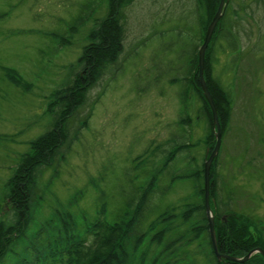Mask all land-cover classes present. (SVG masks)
<instances>
[{"label":"rangeland","instance_id":"374dc122","mask_svg":"<svg viewBox=\"0 0 264 264\" xmlns=\"http://www.w3.org/2000/svg\"><path fill=\"white\" fill-rule=\"evenodd\" d=\"M103 5L104 0H0V223L13 220L17 211L13 190L24 172L20 165L31 162V156L38 159L31 143L50 121L46 105H54L55 92L87 47L88 31L104 17ZM196 8L195 0H133L126 7L124 54L87 92L85 105L71 122L77 127L70 132L69 146L37 174L35 189L46 196L45 215L54 199L66 203L83 190L76 210L92 220L96 208L106 203L112 221L122 210L124 195L142 181L140 172L154 171L163 158L160 145L185 132L179 125L182 86L170 81L187 70L180 50L166 53L165 48L177 44L175 27L182 35L181 29H192L195 36ZM79 16L86 22L77 28ZM226 17L227 24L239 20L236 30L243 53L235 61L236 72L227 69L232 63L228 53H215L214 74L220 75L234 102L216 161L222 204L229 202L234 212L264 219V0H230ZM183 41L179 39L180 46ZM155 50L160 57L151 62ZM169 58L181 69L179 73H167ZM153 63L160 69L155 80L148 81L145 74ZM198 104L199 100H192V126L186 132L190 150L160 176L162 187L171 184L161 208L181 207L193 195L191 177L170 183L172 176L205 164L209 127L196 119ZM142 160L148 169L145 164L136 170ZM29 228L31 236V224ZM19 251L17 246L14 256Z\"/></svg>","mask_w":264,"mask_h":264},{"label":"trees","instance_id":"16d2710c","mask_svg":"<svg viewBox=\"0 0 264 264\" xmlns=\"http://www.w3.org/2000/svg\"><path fill=\"white\" fill-rule=\"evenodd\" d=\"M195 1L197 8L192 13L199 33L197 30L194 36L192 29L187 32L181 29L184 32L182 35L177 33L179 28L175 27L173 30L178 36L177 44H167L168 49L165 48L166 53L172 49L180 50L182 55L179 58L183 60L187 70L182 77H173L170 81L182 86L179 125L185 132L160 145L158 150H163V158L154 171L145 169L140 172L142 181L124 195L122 210L112 221L108 218L106 203L96 208L92 220H88L83 211L76 210L83 198V190L77 191L66 203L54 199L48 205L45 215L43 210L46 211L47 207L43 202L46 196L36 193V179L40 172L51 165L61 149L71 143L70 132L77 127L75 124L71 125V122L78 116L80 107L85 105L87 92L105 77L107 68L117 64L124 54L127 37L124 11L133 0H104V17L96 19L88 31L87 47H84L83 54L73 67L75 69L69 68L62 86L55 92L54 105H46L45 113L50 121L46 131L31 143L32 148L39 152L38 159L32 160L31 156V162L20 165L24 172L21 180L15 183V197L12 198L17 211L11 222L0 223V264H264V257L258 253L243 263L220 261L217 258L206 213L205 164L189 173L172 176L170 183L189 177L194 181L193 195L185 198L181 207L173 204L160 207L168 193L167 189L171 187V184L169 188L162 187L159 184L160 176L169 170L181 153L190 150L191 138L186 132L192 126L193 115L190 110L193 99L199 100L194 113L197 114L196 119H203L209 127L205 138L206 145L208 148L210 146L205 156L206 161L216 145L213 114L200 88L198 63L199 50L220 0ZM229 3L230 0L206 51L204 70L206 84L218 111L222 136L227 132L234 102L233 95L223 85L220 75L214 74L215 53L216 50L228 53L232 63L228 62L227 69L231 68L234 72L238 68L235 61L238 58L240 61L243 53L241 36L236 30L239 20L226 23ZM85 22L79 16L75 25L78 28ZM156 32L159 33L158 28ZM180 38L184 40L181 46ZM145 39V44H149L148 35ZM154 53L151 55V62H156L160 57L158 50ZM170 58L167 73H179L181 69ZM77 69L81 71L78 72ZM159 69L153 63V67L145 74L148 81L155 80L154 75ZM190 88L196 95H193ZM99 99L100 96L96 97L92 103ZM216 157L210 171V205L215 217L219 252L243 258L257 248L264 250V219L234 212L229 202L222 204L223 190L216 169L218 155ZM146 162L142 160L136 170L145 164L148 169ZM156 197L159 199L158 203H154ZM148 218L155 219L147 221ZM30 224L31 236L28 235ZM17 246L20 251L14 256Z\"/></svg>","mask_w":264,"mask_h":264},{"label":"water","instance_id":"95a60500","mask_svg":"<svg viewBox=\"0 0 264 264\" xmlns=\"http://www.w3.org/2000/svg\"><path fill=\"white\" fill-rule=\"evenodd\" d=\"M228 0H220L219 7L217 9V12L211 21L206 35L204 37L203 44L199 50V63H198V69H199V80L201 84V88L204 94V97L208 103V105L211 108L212 114H213V121L216 129V145L214 150L212 151L211 155L209 156L208 160L205 163V204H206V213L209 221V229H210V236L212 239L213 247L215 254L217 258L222 261V260H230L233 262H238V263H243L247 262L254 254H261L264 257V250L262 248H257L253 251H251L247 256L243 258H238V257H232V256H227L223 255L219 252L218 249V243H217V237H216V231H215V217L214 213L212 211L211 205H210V171H211V166L218 155L220 148H221V143H222V127L219 121V115L218 111L214 102V99L208 89V86L205 81L204 77V70H205V55L206 51L210 45V42L212 40V37L214 35V32L216 30L217 25L219 24L221 18L224 15L225 8L227 6Z\"/></svg>","mask_w":264,"mask_h":264}]
</instances>
